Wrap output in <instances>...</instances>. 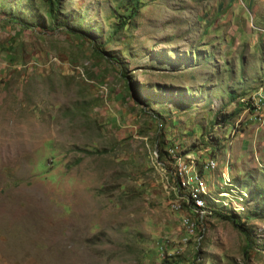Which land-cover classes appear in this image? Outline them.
<instances>
[{
	"label": "rangeland",
	"instance_id": "374dc122",
	"mask_svg": "<svg viewBox=\"0 0 264 264\" xmlns=\"http://www.w3.org/2000/svg\"><path fill=\"white\" fill-rule=\"evenodd\" d=\"M51 1L0 0V264H264V0Z\"/></svg>",
	"mask_w": 264,
	"mask_h": 264
},
{
	"label": "built area",
	"instance_id": "2783aa9c",
	"mask_svg": "<svg viewBox=\"0 0 264 264\" xmlns=\"http://www.w3.org/2000/svg\"><path fill=\"white\" fill-rule=\"evenodd\" d=\"M252 102H250L251 105H253L254 107H257V105H259L260 103H262L264 101V98H261L260 96H255L251 99ZM258 102V103H257ZM262 108V106H261ZM260 108H258L259 110ZM208 168L213 169L215 167V164L213 162H210L207 166ZM194 185L197 186V190H194V194L192 195V197L190 198L191 201H193L194 205L193 207L196 210H201L204 207V200L201 198L204 196V192L202 190V184L200 182L199 179H197V177L194 179Z\"/></svg>",
	"mask_w": 264,
	"mask_h": 264
},
{
	"label": "trees",
	"instance_id": "16d2710c",
	"mask_svg": "<svg viewBox=\"0 0 264 264\" xmlns=\"http://www.w3.org/2000/svg\"><path fill=\"white\" fill-rule=\"evenodd\" d=\"M48 12L54 18L55 12H56V1L48 0ZM20 26L23 27V28H25V26H22V25H20ZM231 101H234V98H231ZM201 198H203V197H201ZM203 200H204V203L207 204L206 201H205V199H203ZM190 202H191V205L193 206L194 205L193 201H190ZM218 216L221 217V218H223V219H225V220L226 219H231V218H228L226 216H221V215H218ZM246 220H248V219H246ZM232 223H234V225L244 235L245 241H246V244H247L246 247L250 248L251 247V242H250V239H249V233H248V231L244 227H242L244 224L236 225L235 222H233V221H232Z\"/></svg>",
	"mask_w": 264,
	"mask_h": 264
}]
</instances>
